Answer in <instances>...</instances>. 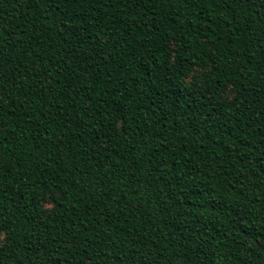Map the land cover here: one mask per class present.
Masks as SVG:
<instances>
[{
  "label": "trees",
  "instance_id": "16d2710c",
  "mask_svg": "<svg viewBox=\"0 0 264 264\" xmlns=\"http://www.w3.org/2000/svg\"><path fill=\"white\" fill-rule=\"evenodd\" d=\"M0 264H264V0H0Z\"/></svg>",
  "mask_w": 264,
  "mask_h": 264
}]
</instances>
